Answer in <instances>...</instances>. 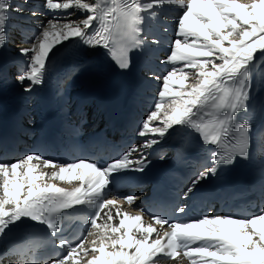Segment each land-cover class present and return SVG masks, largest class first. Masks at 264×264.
I'll list each match as a JSON object with an SVG mask.
<instances>
[{
	"label": "snow or ice",
	"instance_id": "snow-or-ice-1",
	"mask_svg": "<svg viewBox=\"0 0 264 264\" xmlns=\"http://www.w3.org/2000/svg\"><path fill=\"white\" fill-rule=\"evenodd\" d=\"M166 4H176L184 10L176 18L178 38L173 41L170 54L161 63L183 61L186 62L184 67L197 71L187 90L185 81L188 80L189 73L184 68L172 67L162 76H152V79L162 82L163 90L158 92L160 102L154 103V110L150 111L142 124L144 131L138 132V135L144 136L150 132L158 134L162 139L169 129L187 124L201 134L205 145L215 144L221 149L212 153L214 166L206 168L193 178L185 192L187 195L209 175H215L216 166L220 163H232L237 154L241 157L248 155V127L239 125L238 132H233L232 126L234 115L248 108L251 84L247 66L258 52H264V0H251L250 3H241L239 0H149L143 4L137 2L124 4L120 9H109L103 15L118 11L121 31L130 37V43L121 48L119 55L112 53L121 69L129 67V49L139 46L137 36L144 19L141 12ZM44 7L48 10H84L88 15L80 23H73L71 20L62 23L59 18L50 19L47 26H40L31 48H20L21 55L28 59V66L16 79L26 92L42 83L47 71L46 62L54 45L82 38L88 46L108 48L109 39L113 36L112 30L106 25L98 34H88L94 20L101 18L92 15L101 11L96 3L84 0L54 3L53 0H46ZM22 11L11 0H0V46H3L5 29L12 18L10 13ZM32 14L35 15V12ZM189 37L192 39L189 40ZM217 59L220 63H216ZM177 73L180 75L177 76ZM172 84L180 85V89L173 91L170 87ZM165 97L170 98L167 105L163 103ZM208 107L214 109L211 119H205L208 115L205 109ZM161 114L164 117L163 126L150 128L149 123L159 120ZM159 142L158 139H150L141 147L152 148ZM136 151L138 149L135 147L129 149L122 159H115L105 168L84 159L58 164L34 153L15 162H0V177L3 178L0 234H3L9 223L22 217L45 223L56 233L58 227L54 214L87 202L96 206L91 226L97 227L96 217L102 209L107 208V221L99 227L105 233L110 230L111 233L120 235L106 236L99 242V247L92 249L84 247L81 237L74 246L68 245L65 255L51 260L50 264H66L80 254L86 256L89 251L99 255H93L87 264H155L154 257L159 255L174 258L181 255V251L189 258L198 257L192 260V264H264V209L260 214L249 218L204 215L187 223L174 222L170 224L171 231L165 232L163 236L151 224L146 227L141 225L140 216L122 214L119 209L117 215L122 218L118 226L108 223L113 219L112 206L116 201L101 199L102 193L109 184L112 172L133 168L129 157ZM145 160L146 157L141 154L138 161L141 166L135 170L143 171ZM49 165L53 166V171L44 172L42 166ZM46 176L50 179H77L85 183L69 191L48 183ZM128 199L131 200L132 197ZM176 211L181 212L183 208H177ZM154 219L161 226L169 223L160 216ZM134 226L142 230L143 238H135L132 234ZM153 233H156V238L150 240ZM59 243L61 247L68 244L64 240ZM96 243L93 241V245ZM109 246L114 251H107Z\"/></svg>",
	"mask_w": 264,
	"mask_h": 264
},
{
	"label": "bare ground",
	"instance_id": "bare-ground-1",
	"mask_svg": "<svg viewBox=\"0 0 264 264\" xmlns=\"http://www.w3.org/2000/svg\"><path fill=\"white\" fill-rule=\"evenodd\" d=\"M18 1L22 2L24 4V6H23V11H22L19 19L17 21H15V23L13 24L14 35H13L12 40H13L15 46L20 47V48H31L32 47V44L34 41L25 40L21 37L20 34L21 33H30L32 28L37 26V25L47 26V21L50 19H54V18H59L62 23L67 22L68 20H71L73 23H80L88 15V13L84 10H76V9L68 10V11L48 10L47 8L44 7L46 0H18ZM53 2L54 3H63V2H65V0H53ZM84 2L91 3L90 0H84ZM239 2L250 3L251 0H239ZM40 5H42L47 10V12L45 14L39 13V12L35 13V15L38 16V18L36 21H33L34 18H32L33 15L31 12L37 11L35 9ZM176 6L177 5H168L166 8V11H160L159 10V12L162 13V16H164V17H167L168 13L169 14L172 13L173 14L172 19H174L170 23H168L167 25L160 27V36L166 37V36H170L173 33L177 32L176 18L180 14H182L184 9H180V10H178L177 8L175 9ZM69 12L71 13L70 15H69ZM92 15H94V13H92ZM29 20H31V21H29ZM179 38L183 39V37H179ZM191 39L192 38L189 37V40H191ZM58 46H60V45H54L52 51H54ZM159 49H160L161 53H163L167 50V48L164 46H160ZM17 55H21L20 49L17 51ZM165 56H167V55L166 54L162 55L163 59ZM177 63L182 66L181 68H184V70L186 69L185 72L189 73L188 70L190 68L184 67L186 62L179 61ZM216 63H220V61L217 59ZM163 65H168V64H163ZM193 70H194L193 73L189 74L188 80L185 81V90H187V87L189 84L193 83V76H194L195 72L197 71L195 69H193ZM247 71L249 74L248 80L251 84V89H250L249 95H250V97L256 99L260 105H264V52H258L256 54L255 59L253 61H251L249 63V65L247 66ZM96 72H97V64L95 61H93L87 67L86 73H84V75L91 77V76L95 75ZM84 75L82 76L80 85L77 88L78 90H81L82 86L87 82ZM179 75H180V73H177V76H179ZM170 87L173 91L180 89V85H178V84H172V85H170ZM165 98L167 101L165 103V105H167L170 98L169 97H165ZM163 119H164L163 114H161V118L157 121L150 122L149 127L151 128V127L163 126ZM146 134L150 136V139H158L160 142L157 145L153 146L152 148H145V149H150L151 151H156L159 149L164 150L166 148L167 142L169 141V133L168 132L165 134V136L162 139L156 133L148 132ZM2 180H3V178H0V195H3ZM106 236H109V234L108 233H103L102 235L90 234L88 239L84 242V247L88 248V249H92L93 247H99V242L101 241L102 238H106ZM93 241H96L97 243L95 245H93ZM109 244H110V241H109ZM112 249L113 248L111 246H109L106 250L112 251ZM93 255H99V253L89 251L86 256L82 254L79 262H77L78 259H73L68 264H87V261L90 260ZM194 259H198V257H195ZM192 260L193 259H190L188 261V257L184 256L182 254L181 258H178L174 262H169L166 264H189V262L192 263Z\"/></svg>",
	"mask_w": 264,
	"mask_h": 264
},
{
	"label": "rangeland",
	"instance_id": "rangeland-1",
	"mask_svg": "<svg viewBox=\"0 0 264 264\" xmlns=\"http://www.w3.org/2000/svg\"><path fill=\"white\" fill-rule=\"evenodd\" d=\"M184 71H186V69ZM188 71L190 72L189 74H192L194 70L190 68Z\"/></svg>",
	"mask_w": 264,
	"mask_h": 264
}]
</instances>
